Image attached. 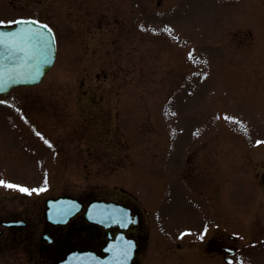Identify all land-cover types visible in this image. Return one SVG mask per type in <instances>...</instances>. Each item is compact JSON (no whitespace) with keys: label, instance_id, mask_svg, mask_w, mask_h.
I'll use <instances>...</instances> for the list:
<instances>
[{"label":"rangeland","instance_id":"1","mask_svg":"<svg viewBox=\"0 0 264 264\" xmlns=\"http://www.w3.org/2000/svg\"><path fill=\"white\" fill-rule=\"evenodd\" d=\"M27 16L54 27L57 59L9 94L34 104L0 113V175L145 203L148 264L183 261L159 226L171 239L201 212L239 236L235 264H264V0H0V19Z\"/></svg>","mask_w":264,"mask_h":264},{"label":"flooded vegetation","instance_id":"2","mask_svg":"<svg viewBox=\"0 0 264 264\" xmlns=\"http://www.w3.org/2000/svg\"><path fill=\"white\" fill-rule=\"evenodd\" d=\"M114 63V78L123 81L121 72H125L126 78L130 69ZM82 91L86 94V89ZM0 100L7 101L4 106L23 110H30L27 103L34 104L32 98L25 96H0ZM0 178L14 183L21 181L2 175ZM53 179L46 180V186L42 181L43 190L31 195L0 186V264H148L145 205H139L126 193L103 190L98 185L80 187L79 183L71 182V187L57 191L53 188ZM42 196L43 201L32 202L35 200L32 198ZM62 197L76 200L80 207L65 221L50 222L45 200ZM195 216L197 224L182 227L183 232L190 230L183 236L180 231L166 239L165 231L159 226L162 241L171 247L174 243L173 248L185 254L183 261L188 264H218L219 261L226 264L228 257L235 264L234 258L244 252L239 236L227 232L223 219L221 223H214L213 216L206 212ZM205 225L208 231L200 239ZM126 244H130L128 255L117 259L116 249ZM157 260L158 264L183 262L163 255L150 264Z\"/></svg>","mask_w":264,"mask_h":264},{"label":"snow or ice","instance_id":"3","mask_svg":"<svg viewBox=\"0 0 264 264\" xmlns=\"http://www.w3.org/2000/svg\"><path fill=\"white\" fill-rule=\"evenodd\" d=\"M9 24L22 25V27H18L14 31L0 32V50H2L0 51V81H2L5 76L11 80L14 75H18L19 72L25 68L33 66L38 68V64L33 65V62L39 61L40 59L46 60L49 51L55 43L53 29L49 24L33 16L21 17L15 20L0 19V25ZM5 59L8 62L7 66L4 63ZM2 89L3 85L0 83V90ZM0 103H7V101H0ZM228 119L233 118L228 117ZM36 135L43 139L41 133L37 132ZM44 143L51 147V142L49 140H44ZM260 143L264 142L257 141V144ZM0 186L16 189L29 195L43 190V188L27 187L4 178H0ZM64 214L66 215L68 213L65 212ZM189 231V229L185 230V232ZM207 231L208 228L205 225L200 234V239L204 238ZM185 232H182L181 236H183ZM129 247L130 244H126L123 247L117 248V259L121 256L126 257ZM229 252H231V249H229ZM226 264H232L230 257L226 258Z\"/></svg>","mask_w":264,"mask_h":264},{"label":"water","instance_id":"4","mask_svg":"<svg viewBox=\"0 0 264 264\" xmlns=\"http://www.w3.org/2000/svg\"><path fill=\"white\" fill-rule=\"evenodd\" d=\"M18 27H22V25L0 26V32L14 31ZM54 59L55 43L49 51L46 60L40 59L39 61L33 62V65L38 64V68L35 66L25 68L21 70L18 75H14L11 80H9L7 76H5L3 80L0 81V83H2L3 85V89L0 90V93L6 92L17 85H31L39 82L44 76V74L48 71L50 66L53 64ZM4 63L7 66L8 62L6 59Z\"/></svg>","mask_w":264,"mask_h":264}]
</instances>
